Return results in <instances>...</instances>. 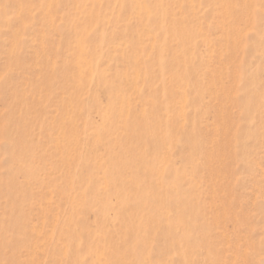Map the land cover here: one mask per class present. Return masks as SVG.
<instances>
[{
    "label": "rangeland",
    "instance_id": "1",
    "mask_svg": "<svg viewBox=\"0 0 264 264\" xmlns=\"http://www.w3.org/2000/svg\"><path fill=\"white\" fill-rule=\"evenodd\" d=\"M0 264H264V0H0Z\"/></svg>",
    "mask_w": 264,
    "mask_h": 264
},
{
    "label": "bare ground",
    "instance_id": "2",
    "mask_svg": "<svg viewBox=\"0 0 264 264\" xmlns=\"http://www.w3.org/2000/svg\"><path fill=\"white\" fill-rule=\"evenodd\" d=\"M173 26V25H172ZM96 261H98V260H96ZM96 261H93L94 263H97Z\"/></svg>",
    "mask_w": 264,
    "mask_h": 264
}]
</instances>
